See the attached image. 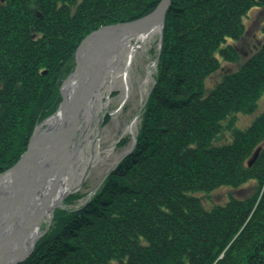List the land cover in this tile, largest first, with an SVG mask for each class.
<instances>
[{
	"label": "trees",
	"instance_id": "trees-1",
	"mask_svg": "<svg viewBox=\"0 0 264 264\" xmlns=\"http://www.w3.org/2000/svg\"><path fill=\"white\" fill-rule=\"evenodd\" d=\"M160 1L0 0V173L57 109L82 39ZM263 4L171 1L136 142L94 191L64 198L17 264H264V110L236 125L264 94V40L212 88L205 83L221 59L239 61L228 40L241 39L244 18ZM250 181V195L208 208L198 195Z\"/></svg>",
	"mask_w": 264,
	"mask_h": 264
},
{
	"label": "water",
	"instance_id": "water-1",
	"mask_svg": "<svg viewBox=\"0 0 264 264\" xmlns=\"http://www.w3.org/2000/svg\"><path fill=\"white\" fill-rule=\"evenodd\" d=\"M171 1L172 0H161L151 12L146 13L142 17L135 18V20L131 21H124L123 23H116L114 25H103V27L93 30V32L82 39L73 53V71L64 78L59 88L61 102L57 109L53 114L44 118L34 127L32 135L27 143V148L23 154L20 155L21 157L17 162L9 169L0 173V176L8 174L12 181L17 180L12 188L14 189V194H12L11 197L1 199L0 207L8 205L9 203H15L20 199L23 209L25 208L26 192L34 185V183L29 180V177H27V166L34 162L36 163L46 146L51 145L50 143L52 142L58 141L56 144L57 147H60L59 150H61L57 153L58 156L56 159L40 172V180L38 181L45 180L48 175L52 174V191L49 193L51 195L57 189L59 183L73 171L75 162L77 161V146L74 141L81 134V132H78V129L81 125L79 118L83 107L90 101V97L95 87L99 84V81L103 78L105 69L108 65L115 64V62L118 61L121 43L127 36H133L136 35V33L145 32L146 30L158 27L159 53L162 45V29ZM104 28L114 30L113 32H103ZM96 37L100 39L99 42L93 46V48H88L87 44ZM157 61L158 57H156L153 62L155 69ZM146 75H149V78L154 82V76L151 75V72L149 74L147 72ZM151 88L146 93L142 106H144L147 101ZM56 113H61L63 116L69 114V123L67 125L61 124L58 127H54V129L38 131V127ZM133 140L135 143V137H133ZM132 147L133 145L131 148ZM84 171H86V168ZM71 191L72 189L68 190V192L62 196L61 201ZM47 200L48 198L45 199L43 205L47 203ZM61 201L51 207V210L47 214L48 223L46 228L39 231L34 237L29 238L27 236V224L24 223L18 227L13 226V228L8 230L10 227L8 225L9 221L5 220L0 226V264H17L26 260L32 254L38 237L48 231L47 229L52 221L51 218L54 210L62 206ZM11 217L12 216L9 218Z\"/></svg>",
	"mask_w": 264,
	"mask_h": 264
},
{
	"label": "rangeland",
	"instance_id": "rangeland-1",
	"mask_svg": "<svg viewBox=\"0 0 264 264\" xmlns=\"http://www.w3.org/2000/svg\"><path fill=\"white\" fill-rule=\"evenodd\" d=\"M244 27L245 31L240 40H228V43L231 44V46H235L236 49H238L240 54L239 61L229 62L221 59V69L213 73V75L208 77L205 81L207 89L212 88L213 85L220 80L223 72L234 71V69L237 68L246 57L253 53L255 49L254 46L264 40V4L263 6L254 7L248 13V15L244 18ZM158 38L159 34L157 32L141 47L138 46V41L132 40V43H136V51L135 57L131 62V67L129 69V76H131L132 82L130 85V92L127 96L128 98L126 101L122 102V90L120 88H114L111 93L106 91L103 94L102 99H104V101H108V105L103 107L102 110L98 112L92 125L94 132L91 131V136L99 142V148L101 152H103L102 154L108 152L109 155L108 157H105L104 160L99 161L96 164L88 163L86 171H83V177L80 183L77 187H74L70 193L80 191L84 194H89L94 191L101 179L133 144V137L136 135L138 130L137 127L140 123L141 106L145 99V95L151 88L152 84V80L150 78L146 83H144V79L147 77L146 73L149 68L152 74L155 72L153 62L155 61V56L157 54L156 51L159 43ZM258 102L259 105L253 113H237L238 118L236 125L240 128H246L247 125H249V123L256 116H258L259 112L264 110V94ZM133 119H137L134 131H127L126 128ZM81 127L82 126L80 125L78 132L81 131ZM227 137H229L228 131L224 133V139H227ZM122 140H126L127 143L121 144ZM74 143L77 146V157H80L84 153L85 155H88V148L85 146L84 137L76 138ZM254 185L255 182L250 181L238 189L220 187L208 194L198 193V195L201 196V201H203L205 206L208 208L219 203H226L230 194H233L238 198L248 196L254 191ZM85 199L86 197L80 198L79 201H76L72 206H79V204L83 203ZM63 200L61 201L62 204ZM47 218L48 215L44 216L40 230H44L46 228L48 223Z\"/></svg>",
	"mask_w": 264,
	"mask_h": 264
},
{
	"label": "bare ground",
	"instance_id": "bare-ground-1",
	"mask_svg": "<svg viewBox=\"0 0 264 264\" xmlns=\"http://www.w3.org/2000/svg\"><path fill=\"white\" fill-rule=\"evenodd\" d=\"M114 29L104 28L103 32H113ZM158 27L150 30H146L145 32L136 33L133 36H127L121 43L120 47V56L115 64H109L105 69V73L99 84L95 87L93 94L90 97V101L83 107L79 121L81 123V134L79 137H84V142L86 148H88V155H81L77 157V161L75 162L74 169L71 173L64 178L57 189L50 195L49 193L52 191V174L48 175L45 180H40V172L50 163L53 162L54 159L58 156L59 148L57 147V142L50 143L51 145H47L42 155L39 159L31 165H28L27 171L29 180L34 183L31 189L26 192L25 199L26 204L23 209L22 203L20 199L15 203H9L8 205H4L0 207V226L8 220L9 223L8 230L13 228V226H19L22 224H27V236L29 238L34 237L38 234L41 228V224L43 222L44 216H46L51 207L61 201L62 196L68 192V190L77 187L81 178L83 177V171L87 168L88 163L96 164L99 161L104 160L105 157H108L109 153L105 152L102 154L99 148V142L96 141L91 136V131L94 119L98 112L102 110L103 107L108 105V101H104L102 99L103 94L107 91L111 93L114 88H120L122 90L121 98L122 102L126 101L128 98V94L131 89V76H129V69L131 67V62L135 57L136 51V43H132V40H136L139 42V46H143L145 42L153 36L158 31ZM99 38H94L89 44H87L88 48H93L98 42ZM151 72L150 68L148 69V74ZM149 80V75L144 79V83ZM70 120V115L67 114L63 116L61 113L54 114L51 118L45 120L41 126L38 127V131H43L44 129L50 130L54 129V127H58L61 124L67 125ZM137 119H133L129 125L127 126V131H134V127L136 125ZM89 131V132H88ZM83 151V150H82ZM83 153V152H81ZM17 180L12 181L8 174H3L0 176V200L5 197H11L14 194L13 184H16ZM49 195V196H48ZM48 196V197H47ZM47 203L45 205L44 201L47 199ZM44 206V207H43ZM43 208V209H42ZM12 216L11 218H9Z\"/></svg>",
	"mask_w": 264,
	"mask_h": 264
}]
</instances>
